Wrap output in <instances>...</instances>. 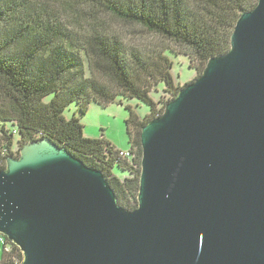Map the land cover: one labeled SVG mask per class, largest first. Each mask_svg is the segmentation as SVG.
Returning a JSON list of instances; mask_svg holds the SVG:
<instances>
[{
	"label": "water",
	"instance_id": "95a60500",
	"mask_svg": "<svg viewBox=\"0 0 264 264\" xmlns=\"http://www.w3.org/2000/svg\"><path fill=\"white\" fill-rule=\"evenodd\" d=\"M138 206L49 139L0 170L22 264H264V0L141 133Z\"/></svg>",
	"mask_w": 264,
	"mask_h": 264
},
{
	"label": "trees",
	"instance_id": "16d2710c",
	"mask_svg": "<svg viewBox=\"0 0 264 264\" xmlns=\"http://www.w3.org/2000/svg\"><path fill=\"white\" fill-rule=\"evenodd\" d=\"M258 2L0 0V170L9 155L49 139L101 171L119 204L136 209L142 129L182 88L173 75L175 59L184 57L200 76L210 58L230 50L238 19ZM160 89L155 101L151 95ZM122 100L150 108L141 118L126 106L129 150L86 138L81 116L90 105ZM71 106L77 110L68 119ZM0 251V264H22V252L9 240Z\"/></svg>",
	"mask_w": 264,
	"mask_h": 264
},
{
	"label": "rangeland",
	"instance_id": "374dc122",
	"mask_svg": "<svg viewBox=\"0 0 264 264\" xmlns=\"http://www.w3.org/2000/svg\"><path fill=\"white\" fill-rule=\"evenodd\" d=\"M173 75L176 83L184 87L194 82L199 74L196 70L189 68L187 60L184 57L175 59ZM161 89L159 90V92ZM152 93L151 97L158 101L161 92ZM174 97H169V102ZM167 100V99H165ZM123 104H112L103 108L95 103L91 104L86 115L81 116V122L84 125V136L89 139H104L113 144L117 149L122 151L129 150L128 137L126 134L125 120L129 116L126 106H131L137 114L144 118L150 113V108L137 100H122ZM76 107L71 106L65 111V116L70 119L76 112ZM20 157V153L15 156ZM115 174H119L115 171ZM2 253L0 251V260Z\"/></svg>",
	"mask_w": 264,
	"mask_h": 264
},
{
	"label": "built area",
	"instance_id": "2783aa9c",
	"mask_svg": "<svg viewBox=\"0 0 264 264\" xmlns=\"http://www.w3.org/2000/svg\"><path fill=\"white\" fill-rule=\"evenodd\" d=\"M121 156L127 157V156H129V153L128 152H122ZM6 240H8V239L4 235L0 234V244L4 245L6 243Z\"/></svg>",
	"mask_w": 264,
	"mask_h": 264
}]
</instances>
